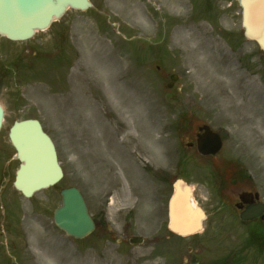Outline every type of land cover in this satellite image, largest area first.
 Listing matches in <instances>:
<instances>
[{
  "label": "rangeland",
  "instance_id": "obj_1",
  "mask_svg": "<svg viewBox=\"0 0 264 264\" xmlns=\"http://www.w3.org/2000/svg\"><path fill=\"white\" fill-rule=\"evenodd\" d=\"M92 1L94 9L69 11L33 40L0 37V103L6 108L0 229L1 196L11 212L0 232V264H189V247L201 254L200 264L220 263L246 234L228 232L209 207L202 233H169L171 187L154 178L184 179L197 189L198 206L206 207V173L179 168L194 156L183 149L195 125H180L185 113L218 127L230 120L236 154L252 167L260 160L264 171V52L243 37L233 0ZM174 1L184 6L174 9ZM134 5L144 13L143 26L132 16ZM64 56L68 63L62 66ZM55 72H66L68 80ZM173 73L180 80L169 91ZM16 115L41 120L65 171L58 185L31 199L12 185L17 162L7 135ZM68 187L81 190L98 223L80 241L53 221L60 191ZM133 235L144 236V244L131 246ZM259 261L264 264V256Z\"/></svg>",
  "mask_w": 264,
  "mask_h": 264
},
{
  "label": "water",
  "instance_id": "obj_2",
  "mask_svg": "<svg viewBox=\"0 0 264 264\" xmlns=\"http://www.w3.org/2000/svg\"><path fill=\"white\" fill-rule=\"evenodd\" d=\"M243 15V27L248 39L258 43L264 51V0H238ZM93 7L89 0H0V35L10 40L20 41L33 37L38 30H46L53 21L61 19L70 8L87 10ZM4 121V111L0 106V130ZM10 138L17 150L20 169L15 187L26 197L55 185L63 178L55 144L45 133L38 121L16 122L10 131ZM220 144L211 150L199 144L203 154L218 152ZM176 192L170 205V227L176 233L186 236L201 229L203 213L193 209L190 203L191 190L181 182L176 184ZM63 205L55 212L56 225L76 239H83L94 229L95 223L89 214L86 202L77 188L62 190ZM183 205L186 213L176 212ZM197 216L193 226L181 224L183 217ZM141 238L132 242L139 244ZM196 261V260H195ZM195 263V262H194Z\"/></svg>",
  "mask_w": 264,
  "mask_h": 264
},
{
  "label": "flooded vegetation",
  "instance_id": "obj_3",
  "mask_svg": "<svg viewBox=\"0 0 264 264\" xmlns=\"http://www.w3.org/2000/svg\"><path fill=\"white\" fill-rule=\"evenodd\" d=\"M193 116V115H192ZM210 116V115H209ZM184 121H189V114L183 115ZM227 119H230L227 116ZM196 126L190 132L186 149L194 153L195 165L204 166L208 170V185L210 196L209 206L221 211L223 227L227 231L246 233L257 238V251L264 249V171L260 160L253 167L250 163L241 161L236 154L239 144L232 136V123L223 121L221 127L213 125L211 129L217 132L223 141L221 151L216 155L202 156L197 149L198 140L206 133L205 120H197ZM209 126V125H208ZM261 210L263 212H261ZM257 216L243 220L246 214ZM234 254V252H233Z\"/></svg>",
  "mask_w": 264,
  "mask_h": 264
},
{
  "label": "bare ground",
  "instance_id": "obj_4",
  "mask_svg": "<svg viewBox=\"0 0 264 264\" xmlns=\"http://www.w3.org/2000/svg\"><path fill=\"white\" fill-rule=\"evenodd\" d=\"M167 1H169V0H167ZM169 2H171V1H169ZM171 5L174 9H177L179 7L184 6V2L174 1L173 3H171ZM137 7L138 6L134 5V7H131L132 9H130V10H134V11H132V16L138 21V23H140L143 26L142 21L145 22L146 18L144 16V13L142 11H139L140 8L138 9ZM176 212H178L182 216V214L186 213L187 211L185 210L183 205H181L177 209ZM196 222H197V216L195 214H192L189 217H183L181 220V224L186 225V226H193Z\"/></svg>",
  "mask_w": 264,
  "mask_h": 264
}]
</instances>
